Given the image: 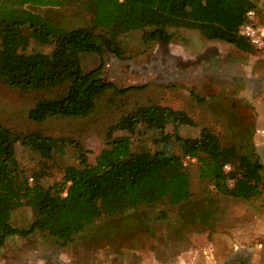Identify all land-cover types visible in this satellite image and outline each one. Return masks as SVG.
I'll return each instance as SVG.
<instances>
[{"label":"trees","instance_id":"obj_1","mask_svg":"<svg viewBox=\"0 0 264 264\" xmlns=\"http://www.w3.org/2000/svg\"><path fill=\"white\" fill-rule=\"evenodd\" d=\"M73 1L0 0L1 82L21 91L58 90L30 109L29 119L36 123L57 117H85L95 110L106 91L123 93L143 87L120 88L105 80L103 58L97 68L83 69L81 54L103 57L105 49L114 48L116 35L151 27L148 38L169 44L172 33L168 27L177 26L197 28L208 39L224 40L244 51L255 48L238 33L246 11L255 7L251 0H76L93 16L92 27L77 28L61 26L35 11L38 7H64ZM99 28L106 32L97 31ZM29 39L53 44V49L26 56L22 48ZM140 122L151 128H164L168 123L177 127L196 124L183 110L142 106L111 128L107 146L94 164L89 163L78 141L39 133L23 135L0 125V246L10 235L29 236L35 231L66 245L104 213L124 214L165 200L172 205L184 203L192 196L190 173L183 163L186 155L200 162L201 178L208 179L224 195L251 199L264 192V165L249 144L225 146L206 126L197 137L176 136L182 156L172 150L173 135L165 130L161 132L160 148L153 152L134 151L130 135L111 137L113 130H133ZM18 142L41 151L50 160L64 155L68 142L77 151L78 164L68 165L63 179L46 187L42 179L51 165L50 160L44 161L32 174L31 182L30 176L19 170ZM227 165H231L229 171ZM21 207L33 213L28 229L11 224L13 212Z\"/></svg>","mask_w":264,"mask_h":264},{"label":"rangeland","instance_id":"obj_2","mask_svg":"<svg viewBox=\"0 0 264 264\" xmlns=\"http://www.w3.org/2000/svg\"><path fill=\"white\" fill-rule=\"evenodd\" d=\"M251 1L259 13L263 11L264 0ZM35 11L67 28L93 26L92 14L80 1L74 0L64 7H38ZM151 30V27H147L145 30L116 35L114 48L105 49L103 57L97 53H83L80 58L85 71L97 68L103 58V78L113 81L120 88L131 85L143 87L123 93L111 89L106 91L97 100L95 110L85 117H57L36 123L29 119L30 109L39 99L52 97L58 90L21 91L7 87L0 80V125L23 135L39 133L47 137L65 138L66 141H78L84 146L89 163L94 164L96 156L107 146L112 127L142 106L164 105L183 110L195 118L196 124L181 125L182 129L173 123L166 124L164 128H151L147 123L140 122L133 130H113L111 137L130 135L134 151L153 152L160 148L161 132L165 130L173 135L172 150L182 156L176 136L197 137L201 128L207 126L225 146L239 143L249 144L250 148L255 149L253 131H238L233 126L237 123L238 114L231 109L234 103L227 108L224 103L226 100H220L226 89L216 93L215 105L209 102L211 96L208 93L211 90L204 88L197 91L195 82L188 77L180 80L173 78V71L180 69L182 75L192 70L189 66L193 63L186 61L181 64L176 53L187 50L201 54L205 47L209 48L206 42L208 38L197 28L169 26L172 39L169 44H165L148 38ZM97 31L106 32L100 28ZM2 38L3 33L0 31V45ZM213 48L224 53L226 51L224 48ZM251 48L244 52L255 50ZM22 49L26 56H33L50 52L53 44L29 39ZM217 51L218 56L220 53ZM228 57L234 61L235 54L228 53ZM205 62L199 60V64L204 66ZM201 85L204 86V83L201 82ZM198 97L204 100L200 101ZM245 113L251 117V113ZM65 151L64 155H55L50 160L41 151L18 142L16 157L19 170L27 173L32 182V174L41 167L40 163L50 160L51 167L42 182L46 187L51 186L63 179L68 165L78 164L73 144L66 142ZM255 153L259 158L258 153ZM186 169L191 177L192 196L184 203L172 205L165 200L124 214L104 213L66 245H60L52 236L40 231L29 236L10 235L5 244L0 246V264H190L211 240L217 238L220 229L234 230L243 214H246L244 219L252 226L260 225L262 217L258 209H261L260 195L263 192L255 196L254 201L233 198L217 191L208 179L201 178L199 161L190 163ZM230 169L231 165H228L226 170ZM33 219L32 211L28 207H21L13 212L11 224L28 229Z\"/></svg>","mask_w":264,"mask_h":264},{"label":"crops","instance_id":"obj_3","mask_svg":"<svg viewBox=\"0 0 264 264\" xmlns=\"http://www.w3.org/2000/svg\"><path fill=\"white\" fill-rule=\"evenodd\" d=\"M258 25L264 28V8L259 13ZM206 42L209 48L205 47L201 54L187 50L176 53L181 64L186 61L193 63L189 66L192 70L189 69L187 73L180 75V69L173 71L175 73L173 78L180 80L188 77L195 82L197 91L204 88L211 90L208 93L211 96L209 102L215 105L216 93L226 89L227 92L220 100H226L224 103L227 108L234 103L231 109L238 113L237 123L233 124L235 130L253 131V145L260 163L264 165V49L255 48L251 53H245L220 40L206 39ZM213 47L224 48L226 51L218 52ZM216 51L220 53L218 56ZM228 53L235 54L234 61L228 57ZM199 60L206 61L205 66L199 64ZM245 111L251 113V117H248ZM247 200L255 199L253 197ZM260 200L262 202L261 209H258L262 217L260 225L252 226L253 224L244 219L246 214H243L234 230L220 229L217 238L211 240L190 264H264V192L260 195Z\"/></svg>","mask_w":264,"mask_h":264},{"label":"built area","instance_id":"obj_4","mask_svg":"<svg viewBox=\"0 0 264 264\" xmlns=\"http://www.w3.org/2000/svg\"><path fill=\"white\" fill-rule=\"evenodd\" d=\"M258 16L257 8L248 9L245 13V21L240 26L239 35L249 40L256 49L261 50L264 49V28L258 25ZM194 162H197V159L191 155H186L183 161L185 166Z\"/></svg>","mask_w":264,"mask_h":264}]
</instances>
